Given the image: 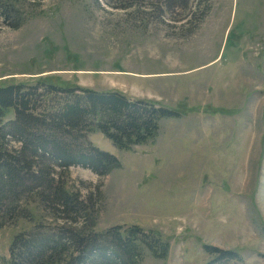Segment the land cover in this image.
<instances>
[{"label": "rangeland", "instance_id": "rangeland-1", "mask_svg": "<svg viewBox=\"0 0 264 264\" xmlns=\"http://www.w3.org/2000/svg\"><path fill=\"white\" fill-rule=\"evenodd\" d=\"M12 11L25 21L0 16V88L79 84L180 112L131 150L88 135L121 162L105 176L66 172L95 203L94 229L160 231L168 256L141 264H206L205 245L238 251L230 264H264V0H18ZM24 204L32 218L0 226V264H12L17 234L61 223Z\"/></svg>", "mask_w": 264, "mask_h": 264}, {"label": "trees", "instance_id": "trees-1", "mask_svg": "<svg viewBox=\"0 0 264 264\" xmlns=\"http://www.w3.org/2000/svg\"><path fill=\"white\" fill-rule=\"evenodd\" d=\"M17 1L0 0V16L13 28L25 21L12 11ZM177 116V110L116 89L46 82L1 87L0 226L27 213L32 218L25 202H35L61 222H39L17 234L10 248L12 264H141L147 255L166 258L171 245L160 231L138 224L95 230V203L66 187V172L80 166L105 176L120 167L117 156L89 140L91 132L99 130L116 147L131 150L154 140L163 118ZM205 247L214 255L206 264L242 259L236 250Z\"/></svg>", "mask_w": 264, "mask_h": 264}, {"label": "crops", "instance_id": "crops-1", "mask_svg": "<svg viewBox=\"0 0 264 264\" xmlns=\"http://www.w3.org/2000/svg\"><path fill=\"white\" fill-rule=\"evenodd\" d=\"M79 85V84H78Z\"/></svg>", "mask_w": 264, "mask_h": 264}]
</instances>
